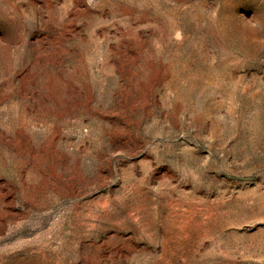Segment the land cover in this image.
Masks as SVG:
<instances>
[{"label": "rangeland", "instance_id": "obj_1", "mask_svg": "<svg viewBox=\"0 0 264 264\" xmlns=\"http://www.w3.org/2000/svg\"><path fill=\"white\" fill-rule=\"evenodd\" d=\"M0 264H264V0H0Z\"/></svg>", "mask_w": 264, "mask_h": 264}]
</instances>
